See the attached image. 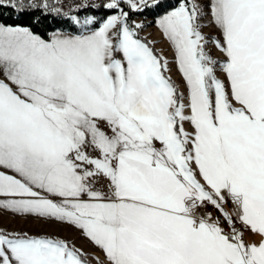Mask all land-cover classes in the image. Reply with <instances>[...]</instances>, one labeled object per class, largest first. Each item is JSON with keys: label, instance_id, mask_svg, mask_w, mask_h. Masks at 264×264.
Listing matches in <instances>:
<instances>
[{"label": "snow or ice", "instance_id": "1", "mask_svg": "<svg viewBox=\"0 0 264 264\" xmlns=\"http://www.w3.org/2000/svg\"><path fill=\"white\" fill-rule=\"evenodd\" d=\"M0 264H264V0H0Z\"/></svg>", "mask_w": 264, "mask_h": 264}, {"label": "rangeland", "instance_id": "2", "mask_svg": "<svg viewBox=\"0 0 264 264\" xmlns=\"http://www.w3.org/2000/svg\"><path fill=\"white\" fill-rule=\"evenodd\" d=\"M142 36L146 37L149 40L155 41L156 42L155 48L158 52L161 50H164L165 55H167L169 57L171 56V52L167 50V44L163 41L161 34L159 33V31L154 26L149 27L146 32L142 33ZM172 76L174 79H178V74L175 72V70H173ZM59 234L62 236H65L66 238H68L70 240H74L76 245L78 247L84 249L86 252L93 251L91 249L90 245L86 241L75 237L73 234H71L67 231H61Z\"/></svg>", "mask_w": 264, "mask_h": 264}, {"label": "trees", "instance_id": "3", "mask_svg": "<svg viewBox=\"0 0 264 264\" xmlns=\"http://www.w3.org/2000/svg\"><path fill=\"white\" fill-rule=\"evenodd\" d=\"M152 19V16H151V14H149V20H151Z\"/></svg>", "mask_w": 264, "mask_h": 264}]
</instances>
